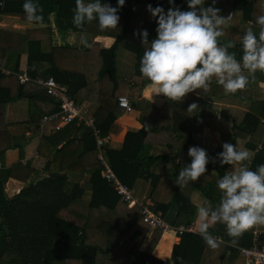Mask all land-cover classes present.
Returning <instances> with one entry per match:
<instances>
[{"label":"trees","instance_id":"trees-1","mask_svg":"<svg viewBox=\"0 0 264 264\" xmlns=\"http://www.w3.org/2000/svg\"><path fill=\"white\" fill-rule=\"evenodd\" d=\"M24 2L0 0V20L3 16H14L21 22L29 23L22 8ZM33 2L43 7L42 23H30L33 26L25 32L0 27V67L21 72L26 61L31 77L38 78L44 74L46 77L52 76L68 86L77 102L88 101L97 106L93 116L101 136L116 135L121 130L116 122L120 116L117 110H124L118 105L120 95L117 94L120 86L118 49L123 47L135 57L134 85L129 94L134 108L139 111L137 117L143 126L128 130L122 147L116 149L109 144L112 137L111 140L106 139L102 146L97 145L99 136H96L92 127L79 119L60 129H55L56 123L50 122L54 130L43 134L37 147L38 157L43 160L42 166L31 160L7 166L4 161L7 150L13 145L18 146L23 156V149L34 134L25 137L21 143L18 141L22 139L17 141V136H25L40 117L57 112L60 103L35 83L21 84L16 74L5 75L0 70V106L4 109L11 103L27 99L30 112V122L16 123V132L11 131L9 123L0 127V264H165L154 253L155 247L164 233H173L174 230L164 232L162 228L150 226L143 221L139 206L129 207L121 200L113 184L103 176L104 166L98 153L103 155L115 175L128 186L134 188L142 180L144 184L141 186L144 187L149 182L148 194L157 202L154 208L162 212L171 228L180 224L189 225L196 218L198 208L192 200L193 193L201 192L209 199L210 213L219 207L222 193L213 175L222 178L228 173L230 165H222L218 155L224 149L210 151L207 154V172L198 181L190 182L182 189L175 180L180 169L190 165L192 158L189 156L188 164L178 163L174 172L158 173L155 170L157 163L172 159L170 154L161 155L159 150H164L166 145L178 151L189 148L195 130L189 128L188 123L194 124L196 118L186 114V108L192 103H196L198 108L212 106L211 102L200 105L203 99L197 98L198 94L210 100L240 95L238 92L226 95L223 87L213 78L207 92L198 90L190 93L183 103H173L166 98L165 106L158 107L140 97L143 89L150 84L140 73V60L144 49L157 37L158 26L148 11V5L153 8L160 6L167 11L173 7L168 0H125V5L118 12V27L105 31L99 29L98 21L85 24L84 29L73 25L76 0ZM89 2L94 0H85V3ZM100 2L118 6V0ZM175 7L181 11L190 10L187 0H175ZM201 7L219 8V15L231 17L221 26L224 34L218 43L221 47H226L229 42L234 43V47L227 50L242 64L243 36L250 29L258 38L260 27L256 17L264 15V0H217L215 4L213 0H205L203 5L197 7L198 13ZM133 16L142 19L139 31L133 29ZM54 28L63 37L74 31L80 36L86 34L91 47L81 43L53 42ZM144 30L148 31L149 45L142 42ZM129 34L135 35L137 42ZM101 36L115 38L113 45L105 47L102 42L94 40ZM44 63L49 66L41 70ZM243 74L248 77L250 84L264 82V72L257 71L252 75L244 70ZM27 92L31 94L27 95ZM190 97H196V100L191 102ZM152 113L156 117L168 118L173 113L174 124L158 128L156 118L147 115ZM233 134L243 136L248 150L254 151L242 167L255 171L259 164L264 163V99L250 101L248 111ZM164 137L168 142L155 145L156 140H165ZM74 141L77 145L72 148ZM78 175L80 178H76ZM10 179L22 184L19 191L13 194L7 190ZM255 228L235 238L234 247L225 245L228 250L231 249V256L236 253L235 247L253 245ZM208 231L222 235L232 243L233 238L227 235L223 222L210 226ZM148 233L151 238L143 249ZM257 243L264 246V233L259 234ZM217 249L210 248L199 233L184 232L173 246L172 264H204V253L212 250L215 253Z\"/></svg>","mask_w":264,"mask_h":264},{"label":"clouds","instance_id":"clouds-1","mask_svg":"<svg viewBox=\"0 0 264 264\" xmlns=\"http://www.w3.org/2000/svg\"><path fill=\"white\" fill-rule=\"evenodd\" d=\"M204 2L187 0L190 9L187 11L175 7V0H168L173 7L167 11L160 6L153 8L148 5V11L158 25L157 37L144 49L139 70L155 95L173 103H183L190 93L198 90L207 92L213 78L226 95L235 94L248 85L244 70L252 75L257 71L264 72V15L256 17L260 27L258 38L250 29L243 36L241 64L227 50L234 47V43L229 42L226 47L218 43V38L224 34L221 26L231 17L219 15L220 9L214 7H201L198 13L197 7ZM216 2L213 0V4ZM124 5L125 0H118L117 7L102 4L100 0L89 3L76 0L72 23L76 28L84 29L85 24L98 21L101 31L114 30L120 21L118 12ZM22 8L29 23L43 22L42 6L33 0H25ZM142 36V42L149 45L148 31L144 30ZM80 42L91 47L86 34L81 35ZM197 108L198 105L192 103L187 111L193 112ZM223 149L218 154L222 165H242L250 158L247 151L238 150L231 143L225 142ZM188 155L192 158L190 165L181 168L175 180L181 189L198 181L207 172L209 163L207 152L202 148L191 147ZM216 183L222 193L219 207L211 213L205 206L197 208V219L202 221L199 234L212 249L218 247V242L208 231L209 219L213 225L217 222L226 225L227 235L233 238L232 243L244 232L264 226V163L259 164L255 171L240 167L226 173Z\"/></svg>","mask_w":264,"mask_h":264},{"label":"crops","instance_id":"crops-1","mask_svg":"<svg viewBox=\"0 0 264 264\" xmlns=\"http://www.w3.org/2000/svg\"><path fill=\"white\" fill-rule=\"evenodd\" d=\"M7 18L15 19L20 24V25L14 24L13 26H15V28H22L20 26H23V25L24 26L27 25L28 28L33 26L30 23H25V22L19 21L18 17L3 16L0 20V27L3 29H6V30L15 31V32H25V31L17 30V29L4 28V25L2 22H4L5 19H7ZM139 19H140L139 25H137V21L132 20L133 29L136 31L140 30V25L142 23L141 18L137 17L136 20H139ZM134 23L136 25H134ZM221 37H219L218 39L220 40ZM80 38H81L80 33L75 32V31L72 34L70 33L69 35L63 37L61 35V32L58 31L56 28H54V40H53V42H55V43L64 44L66 42H69L72 44L79 45L81 43ZM94 40L102 42L105 47H110L113 45L115 38L109 37V36H101V37H96ZM135 42H137V41H135ZM121 49H123V47L119 48L118 50L121 51ZM26 56H25V58H26ZM118 58L121 59V63H118V61H117V68H118L117 71H118V75L123 77V79L125 80V86L120 81V86H119V90H118L117 94L118 95H126L129 98H131L129 92H130V90H132L133 85H134L133 75H134V64H135L134 59H135V57L130 51L125 49L124 53L120 52V55L118 56ZM48 66H49L48 63H44L41 66V70L46 69ZM26 67H27L26 61H24L22 70L23 71L27 70ZM15 73H19V72H15ZM39 77L47 78L45 76V74L41 75ZM49 77H52V76H49ZM248 84H249V86L246 87L244 90L238 91V94L240 95V97H237V96L234 97V96L229 95V96H224L221 98H214L213 100H210L206 96H199V94H198V96H196L197 98L200 97L203 99V102L200 105H207L206 103L211 102L212 106L211 107L208 106L209 108H207V106H201L200 108L194 110L193 112H188L187 108H186L185 113L190 114L196 118L194 121V124L188 123L189 128H192V130H195V132L192 135V138H191L192 141L189 144V148H191V147L202 148L208 154L210 151L213 152L215 150L222 149L223 144L225 142H228V143L236 145L238 150L247 151L249 154H252V155L254 154V151L248 150V148H247L248 146L246 145L247 141L245 140V138H243V136H240L239 134H238V137L233 135V130H234L233 128H235L237 126V124L240 123L241 120L243 119V117L245 116L246 111H248V109H249L250 101L252 99H257V98L258 99H264V82H259L257 84H250V83H248ZM62 85H64V84H62ZM64 86H66L68 88L67 85H64ZM40 88L46 93V91L43 87L40 86ZM68 90H69V88H68ZM69 93H70V91H69ZM30 94H31V92H27V95H30ZM70 95H71V93H70ZM140 97H142V99H145V100H150L152 103H154L158 107H164L165 103H166L165 97L157 96L154 94V90L150 84L143 89ZM196 97H195V99L190 97V98H192V99H190V101L194 102L196 100ZM53 99L56 100L55 98H53ZM73 99H74V97H73ZM22 101L24 102V104L20 105L19 102H22ZM131 101L133 103L132 99H131ZM77 103H79V102H77ZM84 103L89 106L90 112L93 115L97 106L92 104V103H89L88 101H86ZM8 106H11L13 109H17L18 111L22 112L25 117L23 119L7 120L6 116H7ZM167 108L170 109L171 107H167ZM117 114L120 116L118 117L116 122L121 127V130L118 134H116V135L110 134L107 136H101L100 130L97 127H94L93 130L95 131L96 136L98 135L99 137H102L105 139L112 137V140L109 142L110 146L113 148H116V149H120L124 143V138H125L126 132L128 130H131V129H140L143 126V124L141 123V121L137 117L139 114V111H137V109H135L134 106H133V110L131 112L127 113L124 110L122 111L121 109H118ZM147 115H149L150 118H153V119L156 118V125L158 126V128H166L168 126L171 127L174 124V114L173 113H172L171 118H168L165 116L164 117L163 116H157L156 117V115H154L153 113L147 114ZM43 117L44 116L40 117V119L36 123L37 125L35 123L32 124V126H31L32 128L30 130L26 131L25 136H17V141H18V139H22V141H18V143H21L24 141L25 137L29 138V137H31L32 134H34L32 139L30 141H28V143L24 147L23 156H21L20 149L18 146L13 145L12 147H10V149L7 150V152L5 154V159H4L7 166H10V165H12L18 161H22L23 163H26L29 160H31L36 165L42 166L43 160L38 157L37 147L40 143L42 135L45 134L46 132L50 131V129L54 130V126L49 125L50 123H48L46 126H41L40 123H41V120ZM198 118H200V119L198 120ZM24 122H26V123L30 122L29 102L27 99H26V101L20 100L18 102L11 103V104L5 106L4 109H3L2 105L0 106V127L3 124L9 123V126H11L10 127L11 131L14 130V132H16L15 130H17V127H18V126H16V123H24ZM225 129H227V130L224 131ZM13 135H18V134H13ZM99 137L97 138V145H99V141H98ZM186 137H187V135H186ZM155 142H156L155 145H158L159 143L168 142V139L165 138V140H156ZM76 145H77V142L74 141L72 148H74ZM189 148L187 150L178 151L175 148H169L168 145H166L165 149L164 150L161 149V150H159V152H161L160 153L161 155H163L165 153L170 154L172 159L160 160L157 163V165L155 166V170L158 173L159 172H161V173L170 172L171 173V172H174V169L178 165V163L188 164V162H189V155H188ZM98 151H99V149H98ZM99 153H98V158H99ZM99 160H100V158H99ZM105 161L107 162L106 159H105ZM101 163H102V161H101ZM240 167H242V165H239V164H237L235 166L230 165L228 168V173L236 171ZM213 176H215L214 178H216L217 180L221 178V176H217V175H213ZM76 178H80V176L78 175V176H76ZM143 182H142V180H140L138 185H137L138 190L142 193V195H137V194L136 195L139 197H145L146 199L149 200V202L152 205H156L157 204L156 200L154 198L150 197L148 194L149 193L148 192L149 182H146L147 184H145V186L142 187L141 185L144 184ZM21 186H22V184L20 181L15 180V179H10V181L7 184V187H8L7 190L10 194H13L16 191H19L18 189L21 188ZM133 189H135V187ZM192 200L198 207L205 206V207L209 208V205H210L209 199L205 198L204 194L201 192L193 193L192 194ZM201 223H202V221L198 220L197 215H196V218L194 219L193 223H191V224H194V226L196 228L197 232H195V233H199V226ZM212 225L213 224L211 223V220L209 219V227ZM255 230L259 231L260 233H264V226H257L254 229V231ZM209 233L212 236L214 235V233H211V232H209ZM222 237L224 239V242H218L220 244H218V249H217V251H215V253H213V250L210 252L204 253V255H203L204 264H208V262H210L211 264H220L223 262H226L227 264H246V260L242 255H239L237 253H235V255H232V256L230 255L231 249L228 250V248H226L225 245L230 244V246L234 247L235 244L229 242L224 236H222ZM150 238H151L150 233L146 234L145 241L142 245L143 249L147 246ZM160 238L161 239H159V242L155 247L154 253L157 254L158 257H161L164 260L165 264H172L171 252H172L174 244L179 242L180 236H176L174 233H166L163 236H161ZM242 258L244 259L243 261H242Z\"/></svg>","mask_w":264,"mask_h":264},{"label":"built area","instance_id":"built-area-1","mask_svg":"<svg viewBox=\"0 0 264 264\" xmlns=\"http://www.w3.org/2000/svg\"><path fill=\"white\" fill-rule=\"evenodd\" d=\"M0 70L6 75L16 74L21 84H26L28 82L36 83L43 87L48 95L52 96L60 103V109L57 112L44 115L40 123L41 126H46L50 122H55V129H60L63 126L72 123L75 119H79L87 126L92 128L95 127V119L90 112L89 106L85 103H77L70 95L68 88L58 82L55 78H33L27 70L19 73L11 72L3 67H0ZM118 104L127 113L133 110V103L128 96H119ZM108 139L111 140V138ZM105 140V138L99 137V146H102ZM99 158L104 166L103 176L113 184L114 189L123 202L127 203L129 207L137 205L141 208V214L145 223H148L154 228H162L164 229V232L173 229V233H175L176 236H180L184 232H197L194 224H180L171 228V225L164 220L162 212L155 210L154 205H152L145 197L137 196L132 187L122 182L115 175L101 153L99 154ZM259 234V231H254V243L252 246L235 247L236 253L245 258L246 264H264V246H260L259 243H257ZM213 238H215L217 242H224L221 235H214Z\"/></svg>","mask_w":264,"mask_h":264},{"label":"rangeland","instance_id":"rangeland-1","mask_svg":"<svg viewBox=\"0 0 264 264\" xmlns=\"http://www.w3.org/2000/svg\"><path fill=\"white\" fill-rule=\"evenodd\" d=\"M133 20L135 19V16H133V18H132ZM135 21H137V25H139V23H140V19L139 20H136L135 19ZM3 23V25H4V28H7V29H17V30H22V31H26L27 29H28V26L27 25H23V26H20V27H22V28H15V26H13L14 24H16V25H20L15 19H11V18H7V19H5V21L4 22H2ZM3 27V26H2ZM24 27V28H23ZM130 36H132L133 38H134V40H136L135 39V35H133V34H129ZM137 41V40H136ZM121 53H124V49H121V51H120ZM120 52H119V50H118V56L120 55ZM117 61H118V63H121V59L120 58H117ZM120 81H121V83H123V85L125 86V80L123 79V77H121V76H119V78H118ZM120 96H122V95H120ZM124 96H126V95H124ZM119 97V96H118ZM20 103V105H23L24 104V102L22 101V102H19ZM119 105V104H118ZM7 120H17V119H23L25 116H24V114L22 113V112H20V111H18L17 109H13L11 106H8V108H7ZM233 129H235V128H233ZM227 129H225L224 131H226ZM235 134V133H234ZM233 134V135H234ZM8 188V187H7ZM134 191H135V194H137V195H142V193L138 190V186H136L135 187V189H134ZM164 234H166V233H164ZM163 236V235H162ZM161 239V238H160ZM159 242V241H158ZM244 259L242 258V261H243Z\"/></svg>","mask_w":264,"mask_h":264}]
</instances>
